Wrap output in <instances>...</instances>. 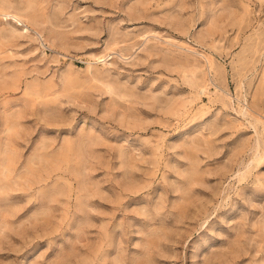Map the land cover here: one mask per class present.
Returning a JSON list of instances; mask_svg holds the SVG:
<instances>
[{
  "label": "rangeland",
  "instance_id": "374dc122",
  "mask_svg": "<svg viewBox=\"0 0 264 264\" xmlns=\"http://www.w3.org/2000/svg\"><path fill=\"white\" fill-rule=\"evenodd\" d=\"M0 264H264V0H0Z\"/></svg>",
  "mask_w": 264,
  "mask_h": 264
}]
</instances>
